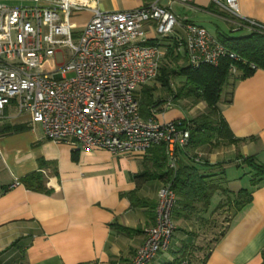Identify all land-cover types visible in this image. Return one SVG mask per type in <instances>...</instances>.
Here are the masks:
<instances>
[{
    "label": "crops",
    "instance_id": "1",
    "mask_svg": "<svg viewBox=\"0 0 264 264\" xmlns=\"http://www.w3.org/2000/svg\"><path fill=\"white\" fill-rule=\"evenodd\" d=\"M144 1H134L126 8L140 6ZM237 4L240 17L264 25V0H237ZM180 5L228 23L239 33L233 38L253 32L247 25L234 30L232 23L236 19L208 1L191 0ZM90 16L85 11L73 17L77 32ZM220 32L223 38L230 37ZM231 80L228 95L220 99L217 107L238 140H213L195 149L189 145L182 159L197 163L201 172L218 175L215 179L231 193L250 191L251 201L232 216L226 196L216 193L202 216L215 217L220 210H227L228 217L221 224L222 236L217 241L213 237L205 249L198 241L206 229L199 219L202 213L181 217L174 220L176 230L169 249L148 264L173 262L184 245L188 246L187 264H200L204 257L203 264H264V178H255L244 165L236 166L239 157L247 156L264 163V70ZM173 105L163 104L157 117L191 120L207 111L202 101L191 110V116ZM5 126L21 130L5 132ZM145 154L84 151L57 143L44 136L40 125H31L27 115L17 117L8 110L0 120V264H129L144 241L146 229L154 223L156 194L163 184L154 179L136 188L132 176L150 164V154ZM40 162L47 164L39 168ZM37 170L45 178L47 192L29 190L19 183ZM253 178L256 185L251 184ZM218 202L225 205L212 212Z\"/></svg>",
    "mask_w": 264,
    "mask_h": 264
},
{
    "label": "built area",
    "instance_id": "2",
    "mask_svg": "<svg viewBox=\"0 0 264 264\" xmlns=\"http://www.w3.org/2000/svg\"><path fill=\"white\" fill-rule=\"evenodd\" d=\"M101 1L0 0V120L8 110L27 115L47 139L84 151L140 156L163 144L174 168L175 150L189 141L187 119L160 120L155 109L142 117L138 101L140 87L158 74L162 45L173 40L192 69L241 58L204 26L182 22L170 8L191 0H146L113 10L101 9ZM210 1L236 19L234 30L247 25L264 34V25L240 17L237 0ZM85 11L90 18L74 32L73 17ZM57 55L62 61L47 68L46 60ZM171 103L168 97L164 104ZM174 204L170 184H162L154 223L129 264H148L169 249Z\"/></svg>",
    "mask_w": 264,
    "mask_h": 264
},
{
    "label": "trees",
    "instance_id": "3",
    "mask_svg": "<svg viewBox=\"0 0 264 264\" xmlns=\"http://www.w3.org/2000/svg\"><path fill=\"white\" fill-rule=\"evenodd\" d=\"M220 41L227 48L234 51L241 60L233 61L223 58L216 67L205 64L192 69L187 64L185 53L175 50V42L173 40H171L172 44L167 45L169 48H167L162 58L158 74L155 77L156 79H154L168 89V95L172 97V103H175L178 97L182 95L192 96L196 103L204 102L207 111L191 120H187L186 125L190 133L189 141L183 149L177 148L175 150L174 168L169 167L165 146L163 144L155 145L146 152V154H150L149 158H147L150 164H147L145 169L132 176L136 188L154 179L159 180L163 184L169 183L175 195V204L172 209L173 220L181 217L190 218L193 215L202 213L199 219L206 225L207 230L213 229L217 224V220L213 217V214H207V218L202 215L208 211L211 199L216 193L220 192L226 196L225 203L229 209L233 210L232 216L251 201V193L246 189L231 193L215 179L218 175H209L201 172L197 163L191 159H188L189 161L182 159V155L189 145L192 146L191 149H195L204 143L212 144L213 140L225 143H235L238 140L234 138L217 107L221 99L223 86L231 79L247 77L257 69L264 70V34L253 31L244 37L233 38L225 36ZM179 61L181 64L178 63ZM231 66L236 68L235 73L230 71ZM173 77H182L183 79L178 90L177 88L174 89L172 85L171 80ZM152 91V88L144 86L138 93L142 117L149 116L154 109L159 112L161 106L167 100L162 98L155 100ZM4 129L5 132H18L21 130L17 126H5ZM239 158L240 163L236 165L237 167L244 165L253 172L255 178H264V163L258 161L254 156ZM45 164L47 163L40 162L41 167L39 168H42ZM255 178L251 180L252 185L257 183ZM19 183H22L29 190L47 192L45 178L38 170L24 176ZM130 198L134 202L133 197L130 196ZM224 205V203L218 202L212 212L218 211ZM223 233L224 230L217 234L213 233L215 235L214 241H217ZM187 248L188 246H182L179 250L181 255L175 258L173 262L166 264H187L188 262L185 260L187 259L185 258ZM191 249L193 250V248L189 250ZM203 261L200 264H203Z\"/></svg>",
    "mask_w": 264,
    "mask_h": 264
},
{
    "label": "rangeland",
    "instance_id": "4",
    "mask_svg": "<svg viewBox=\"0 0 264 264\" xmlns=\"http://www.w3.org/2000/svg\"><path fill=\"white\" fill-rule=\"evenodd\" d=\"M134 1H137V0H116L115 2L113 0H102L100 2V7H101V9H105V10H113V9H115V7H118L119 9H125L128 6L130 7L132 5V3H134ZM203 1L204 2L208 1V2H210V5L215 7V5L210 0H201V2H203ZM166 2L169 3V1H166ZM170 8L172 9V11L175 14L178 15L179 19L182 22L194 21L197 24L201 23L202 26H204L207 30H209L212 34H214L219 40L223 39V35H219L220 33H222L220 31H223L226 35H228L230 37H232L234 35H239V33H237L236 31H233L231 29V27L228 23H225V22L222 23L218 18H215L214 16H211L207 13L201 12L199 10H193L189 6L184 7L183 5H180L178 3H171ZM217 28H219L220 31ZM73 31L77 32L78 29L76 27H74ZM176 32L182 33V29L179 27H176ZM73 37L75 38L76 34H74ZM169 44H172L171 40L165 41V44L162 45L163 46V49H162L163 52H166L167 48H169V46H167V45H169ZM181 53L184 54L183 48H181ZM61 61H62V58L59 55H57L55 59L53 57H50L46 60L45 66L47 68L53 69L55 62L60 63ZM178 63L181 64L180 61ZM232 75H235V74H232ZM155 79L147 82L144 86H147V87H150L153 89L152 93L154 95L155 100H160V98L167 99L169 97L168 89L166 87H163L159 83V81H156ZM171 81H172V85H173L174 89L177 88V90H178V88L182 84L183 79H182V77H179V78L173 77ZM231 81L232 80H229L223 86V90L221 93V100L228 95V93L230 91ZM144 86H142V87H144ZM142 87H140V89L138 90L139 92H140ZM172 107H177L178 109L183 111L186 114V116H191L190 115L191 110L197 109L199 107V102L196 103L192 96L182 95V96L178 97V99L175 101V103ZM195 107H197V108H195ZM220 211L221 212H219L215 216V218L217 220L216 226L210 230L205 229V231L203 233H201V235L199 237L198 241L200 244H203V247L205 249L210 245L212 238L215 237V235L213 233L217 234L221 231V227H222L221 224L228 217V214L226 212L227 210L226 211L220 210ZM200 256H198V257L200 258Z\"/></svg>",
    "mask_w": 264,
    "mask_h": 264
}]
</instances>
